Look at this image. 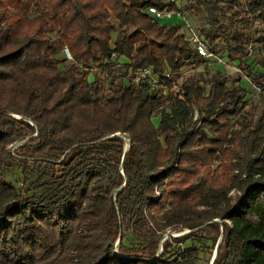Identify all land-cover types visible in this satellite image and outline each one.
Wrapping results in <instances>:
<instances>
[{"label":"trees","instance_id":"1","mask_svg":"<svg viewBox=\"0 0 264 264\" xmlns=\"http://www.w3.org/2000/svg\"><path fill=\"white\" fill-rule=\"evenodd\" d=\"M219 1L197 0L216 25ZM147 6L182 12L163 0H0V264H194L197 247L173 245L221 227L214 264H264V110L257 119L246 111L247 90L220 70L188 77L174 94L186 63L211 60ZM246 13L264 22V0H246ZM243 38L233 37L239 48ZM65 46L74 59L61 67ZM114 52L126 73L170 71L168 94L116 76L107 95L89 74L115 65ZM25 140L22 161L44 167L33 194L4 171ZM184 229L197 230L170 237L157 257L165 233ZM129 234L144 253L125 243Z\"/></svg>","mask_w":264,"mask_h":264},{"label":"rangeland","instance_id":"2","mask_svg":"<svg viewBox=\"0 0 264 264\" xmlns=\"http://www.w3.org/2000/svg\"><path fill=\"white\" fill-rule=\"evenodd\" d=\"M165 3L177 2L182 8V15L184 20L192 27L196 28L200 34L206 39L208 45L216 52L224 63H220L217 59H211V62L201 63L188 62L181 70V77L177 78L176 84L173 88L174 94L178 93L183 82L190 76L195 74H203L206 77H211L217 71H222L229 79V86L236 87L242 85L247 90L245 110L251 113L255 119L259 118L264 110V103L261 99L260 93L254 89L253 80L264 72V45L258 42L257 39L264 35V22L255 20L252 15L246 13V0H238V4H234L232 0L219 1V8L216 18L220 24L216 25L213 22L214 15L210 13L197 3V0H163ZM216 2V0H215ZM35 14V12H34ZM181 18L175 16L174 18L162 19L160 23L175 25L174 22L180 21ZM181 20V22L183 23ZM180 33L188 35L186 26L180 25ZM222 26V27H220ZM205 32H212L218 37L211 41ZM236 32L244 34L242 48H239L237 43L233 41ZM117 36V32L113 33ZM239 48V49H238ZM60 61V66L67 65L69 60L66 59L63 53L57 55ZM121 61L125 62L126 58L121 57ZM119 74V75H118ZM122 74V75H121ZM124 76L123 82L129 84L130 71L126 70L122 65H95L92 72L89 74V80L94 81L95 77L102 80L107 95H111L112 87H117L121 82L120 77ZM116 77V78H115ZM264 80V79H263ZM113 82V83H112ZM112 86V87H111ZM169 89L167 90L168 94ZM201 116L198 115V118ZM154 123L158 126L160 123V116L153 118ZM14 158L8 160L4 165V171L7 179L20 191L21 194H33L39 192V178L43 173V165L37 162L24 163L22 159L26 158L24 150L17 148L11 149ZM214 166H218L215 163ZM47 178V177H46ZM44 181V179H43ZM237 190L233 189L230 195L236 196ZM223 228H220V234L212 230H203L197 236L189 239L183 244L176 243L174 246L176 251L189 246H195L199 250V258L194 264H210L215 254L216 246L222 237ZM187 229L168 231L164 237L169 233L182 234L187 232ZM221 235V236H220ZM170 237L173 236H167ZM167 239V240H168ZM119 240V239H118ZM118 242V241H117ZM129 246H137L138 254L144 253L147 249L142 240H137L132 234H129L125 240ZM217 245V244H216ZM155 248V247H154ZM119 252V245L116 251ZM159 252V248H158ZM72 262L71 264H73Z\"/></svg>","mask_w":264,"mask_h":264},{"label":"built area","instance_id":"3","mask_svg":"<svg viewBox=\"0 0 264 264\" xmlns=\"http://www.w3.org/2000/svg\"><path fill=\"white\" fill-rule=\"evenodd\" d=\"M145 12L150 14L154 19H156L159 22L162 19L174 18L175 16L181 18L179 24L178 22L177 23L174 22L173 24H178V25L182 24L183 26H186L188 32V35L186 37L190 41L191 45L197 50L199 55L207 60H211L215 58L217 59L218 62L224 63V60L222 58H220L218 55L213 53L212 48L208 45V42L200 34V32L196 28L192 27V25H190L186 21H183L184 18L182 12L172 10L170 8L160 9L159 7L156 6H147L145 8ZM181 20L183 21V23L181 22ZM63 54L68 60L74 59L73 54L68 46H65L63 50ZM111 62H113L116 65H122L121 63L123 61H121V57L119 53L114 52L111 57ZM172 78H173V74L170 71H166L163 77H161L156 73L153 66L143 65L134 68L130 72L129 85L133 87H138L141 83L148 82L153 89L160 88L166 94L168 90V79H172ZM175 82L176 81H174V83ZM254 89L256 90V92L259 93L264 90V85L254 84ZM198 115L199 113L196 111L195 119L198 118ZM116 252L120 254L118 250Z\"/></svg>","mask_w":264,"mask_h":264},{"label":"water","instance_id":"4","mask_svg":"<svg viewBox=\"0 0 264 264\" xmlns=\"http://www.w3.org/2000/svg\"><path fill=\"white\" fill-rule=\"evenodd\" d=\"M36 135H38V134H36ZM116 135H120V134H119V133H117V134H113V135H111L110 137H113V136H116ZM125 139H126V141H127L128 143L130 142V140H129L128 138L125 137ZM27 140H28V139H27ZM27 140L17 143L16 145H14L13 148H16V147L20 146L21 144H23V143L26 142ZM129 148H130V144H128V146H127V148H126V151H127ZM214 221L222 222V220H220V219H218V218L215 219ZM200 228H201V227H200ZM200 228H197V229H200ZM197 229H194V230L187 229L188 231L185 232V233H182V234L169 233L168 235H169V236H173V237H181V236H184V235H186V234H188V233H190V232H192V231H195V230H197ZM168 235H167V236H168ZM167 236L163 237V238L161 239V241H160L159 252H158L157 257H159L160 254L163 252V249H164L163 244H164V242L169 238V237H167ZM222 240H223V236L220 238V240L218 241V243H217V245H216L215 254H214V256H213L212 261H211L210 264H214V263H215L216 258H217L218 253H219V248H220V246H221V244H222ZM118 245H120V239H119L118 242H117V248H118Z\"/></svg>","mask_w":264,"mask_h":264}]
</instances>
